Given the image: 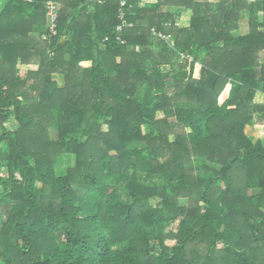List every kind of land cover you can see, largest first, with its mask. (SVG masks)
Returning a JSON list of instances; mask_svg holds the SVG:
<instances>
[{
  "label": "trees",
  "instance_id": "1",
  "mask_svg": "<svg viewBox=\"0 0 264 264\" xmlns=\"http://www.w3.org/2000/svg\"><path fill=\"white\" fill-rule=\"evenodd\" d=\"M123 1L0 0V263L264 264V0Z\"/></svg>",
  "mask_w": 264,
  "mask_h": 264
},
{
  "label": "rangeland",
  "instance_id": "2",
  "mask_svg": "<svg viewBox=\"0 0 264 264\" xmlns=\"http://www.w3.org/2000/svg\"><path fill=\"white\" fill-rule=\"evenodd\" d=\"M198 1H203V0H198ZM204 1H211V2L215 3V2H218L219 0H204ZM172 11L176 13V16L174 14V18H176V20L179 22V25L181 27H188V28L191 27V24H190V22H191V10H185V9L180 8V9L172 10ZM192 29H193V27H192ZM246 31H247V22L245 19H243L239 23L238 31L233 32V34H236V33L242 34V33H245ZM167 39L169 42H171V40H172L171 37H168ZM195 66H196V69H199V65L196 64ZM53 77L57 81L59 80V82L62 81V77L60 75H54ZM228 88H229V86L227 85L226 89H224L222 91V93L219 95L218 103L223 102L222 100L225 97V95H227L226 93L228 91ZM157 116L162 117V113H158ZM5 125L8 129H14L16 127V123L14 120H10ZM244 132L252 140L260 139V140L264 141V113L255 114L251 123L244 127ZM171 138H173V137L171 136ZM70 164H71V162H70L69 158L68 159L66 157L58 158L57 164H56L57 172H59V171L61 172V169H64L66 166H69ZM152 203H154V201H152ZM0 264H2V263H0Z\"/></svg>",
  "mask_w": 264,
  "mask_h": 264
},
{
  "label": "built area",
  "instance_id": "3",
  "mask_svg": "<svg viewBox=\"0 0 264 264\" xmlns=\"http://www.w3.org/2000/svg\"><path fill=\"white\" fill-rule=\"evenodd\" d=\"M121 5L124 4V1L121 0ZM47 15H48V24L50 29H53L55 26V22L58 17V6L54 2H47Z\"/></svg>",
  "mask_w": 264,
  "mask_h": 264
},
{
  "label": "crops",
  "instance_id": "4",
  "mask_svg": "<svg viewBox=\"0 0 264 264\" xmlns=\"http://www.w3.org/2000/svg\"><path fill=\"white\" fill-rule=\"evenodd\" d=\"M61 77H62V76H61ZM56 81H57V80H56ZM57 83H58V85L61 86V85L63 84V77H62V81L59 82V80H58ZM227 85H229V84H227ZM227 85H226V87H227ZM226 87H225L224 89H226ZM224 92H225V91H224ZM226 94H227V95H225V97L223 98L222 101H224V100L228 97L229 90L227 91ZM222 101H221V102H222ZM254 101L257 102V103H264V93L257 92V93L255 94Z\"/></svg>",
  "mask_w": 264,
  "mask_h": 264
},
{
  "label": "water",
  "instance_id": "5",
  "mask_svg": "<svg viewBox=\"0 0 264 264\" xmlns=\"http://www.w3.org/2000/svg\"><path fill=\"white\" fill-rule=\"evenodd\" d=\"M228 86H229L228 90H230V84Z\"/></svg>",
  "mask_w": 264,
  "mask_h": 264
}]
</instances>
